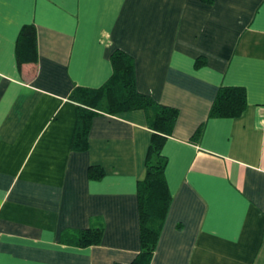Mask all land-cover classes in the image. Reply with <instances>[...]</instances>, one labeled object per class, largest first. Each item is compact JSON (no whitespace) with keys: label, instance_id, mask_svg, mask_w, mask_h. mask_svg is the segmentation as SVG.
I'll return each mask as SVG.
<instances>
[{"label":"crops","instance_id":"1","mask_svg":"<svg viewBox=\"0 0 264 264\" xmlns=\"http://www.w3.org/2000/svg\"><path fill=\"white\" fill-rule=\"evenodd\" d=\"M29 24L38 61L19 69ZM116 51L133 58L140 93L179 111L162 149L171 205L151 264H264V0H0V264L139 254L145 112L97 116L89 149L72 150L70 96L106 84ZM223 86L245 89L241 117H208ZM91 166L106 177L90 180ZM98 227L99 246L62 240Z\"/></svg>","mask_w":264,"mask_h":264},{"label":"trees","instance_id":"2","mask_svg":"<svg viewBox=\"0 0 264 264\" xmlns=\"http://www.w3.org/2000/svg\"><path fill=\"white\" fill-rule=\"evenodd\" d=\"M203 1L208 3L211 0ZM16 61L19 69L38 61L37 30L33 24L25 25L20 32ZM111 63L113 73L106 84L98 89L77 87L70 96L77 104L78 114L72 150L85 152L89 149L92 123L97 116L145 112L147 126L153 133L146 154L145 174L138 182L137 189L141 250L130 264H151L171 205V194L164 177L167 159L162 154V149L168 136L174 133L179 111L140 93L135 63L131 56L123 51H116L111 57ZM202 63L203 61L198 60L197 66ZM246 108L247 93L244 88L223 86L217 92L208 117L236 119L241 117ZM197 130L192 141L202 136L203 126ZM88 177L93 181H101L106 177V171L101 166H91ZM103 236L104 228L98 227L67 232L62 240L74 247L88 248L99 246Z\"/></svg>","mask_w":264,"mask_h":264}]
</instances>
